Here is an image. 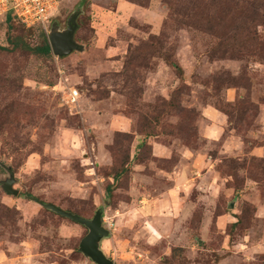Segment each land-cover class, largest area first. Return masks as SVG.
Masks as SVG:
<instances>
[{
    "label": "rangeland",
    "instance_id": "1",
    "mask_svg": "<svg viewBox=\"0 0 264 264\" xmlns=\"http://www.w3.org/2000/svg\"><path fill=\"white\" fill-rule=\"evenodd\" d=\"M76 16L67 58L0 18V264H94L30 198L115 264H264V0H60L48 37Z\"/></svg>",
    "mask_w": 264,
    "mask_h": 264
},
{
    "label": "water",
    "instance_id": "2",
    "mask_svg": "<svg viewBox=\"0 0 264 264\" xmlns=\"http://www.w3.org/2000/svg\"><path fill=\"white\" fill-rule=\"evenodd\" d=\"M78 31L77 16L69 21V29L61 32L54 28L49 34V40L53 54L58 58H67L75 52H83L84 47L76 41ZM10 178L2 183L4 192L13 197H19L20 191L15 189L16 179L11 168L4 167ZM44 209L53 212L60 217L68 219L88 229L89 234L82 240L79 251L94 264H115L101 249L102 242L109 238L110 231L104 227L103 212L98 211L93 219H86L74 213L64 211L53 205L45 204L38 199L30 198Z\"/></svg>",
    "mask_w": 264,
    "mask_h": 264
},
{
    "label": "built area",
    "instance_id": "3",
    "mask_svg": "<svg viewBox=\"0 0 264 264\" xmlns=\"http://www.w3.org/2000/svg\"><path fill=\"white\" fill-rule=\"evenodd\" d=\"M59 9V0H0V18L7 20L11 15L15 22L28 29L38 28L46 32L57 18ZM78 100L75 92H72L69 101L76 104Z\"/></svg>",
    "mask_w": 264,
    "mask_h": 264
},
{
    "label": "trees",
    "instance_id": "4",
    "mask_svg": "<svg viewBox=\"0 0 264 264\" xmlns=\"http://www.w3.org/2000/svg\"><path fill=\"white\" fill-rule=\"evenodd\" d=\"M59 2H60V0H59ZM6 21L9 22L10 24H12V22L14 21V18L11 15H9ZM40 30H42V33L44 34L43 45L41 47H38V48H35V49H32L29 46H24L23 48L32 50L34 53H36L38 55H42V56H45V57H50V56H52L53 51H52V48H51V44H50V40H49V37H48V33L45 30H43V29H40ZM249 41L250 40H247V41L243 42L240 45V47L244 51L248 48ZM0 50L4 51L5 49L0 47ZM253 55L254 54H251V55H248V56H253ZM244 57H246V56H244ZM122 136H123L122 134H118V138L122 137ZM125 136L128 137V135H125ZM129 160H130V157H129ZM129 173H130V171H129V163L128 162L127 163H123V165H121L119 168L116 169L115 179L118 180L121 176L127 175ZM112 193H113V186L110 185L107 188V194H108L107 200H110L109 197L110 198L112 197Z\"/></svg>",
    "mask_w": 264,
    "mask_h": 264
},
{
    "label": "crops",
    "instance_id": "5",
    "mask_svg": "<svg viewBox=\"0 0 264 264\" xmlns=\"http://www.w3.org/2000/svg\"><path fill=\"white\" fill-rule=\"evenodd\" d=\"M181 168H182V167H181ZM181 168H180V169H181ZM176 171H177V170H176Z\"/></svg>",
    "mask_w": 264,
    "mask_h": 264
}]
</instances>
